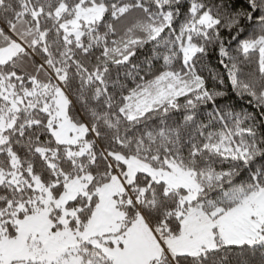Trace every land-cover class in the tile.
<instances>
[{
  "label": "snow or ice",
  "instance_id": "6c2138e0",
  "mask_svg": "<svg viewBox=\"0 0 264 264\" xmlns=\"http://www.w3.org/2000/svg\"><path fill=\"white\" fill-rule=\"evenodd\" d=\"M0 264H264V0H0Z\"/></svg>",
  "mask_w": 264,
  "mask_h": 264
},
{
  "label": "trees",
  "instance_id": "16d2710c",
  "mask_svg": "<svg viewBox=\"0 0 264 264\" xmlns=\"http://www.w3.org/2000/svg\"><path fill=\"white\" fill-rule=\"evenodd\" d=\"M211 62H212L213 64H215V57H214V56L211 57ZM236 100L238 101V110H239V107H240V106L244 107L246 110H251V108L253 107V106H250V105L248 104V102H247V98L241 100V99H239V98L237 97Z\"/></svg>",
  "mask_w": 264,
  "mask_h": 264
}]
</instances>
